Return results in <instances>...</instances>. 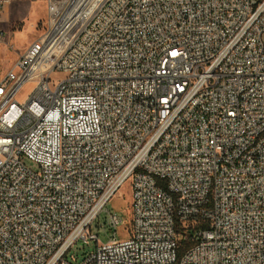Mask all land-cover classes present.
<instances>
[{
    "label": "built area",
    "instance_id": "1",
    "mask_svg": "<svg viewBox=\"0 0 264 264\" xmlns=\"http://www.w3.org/2000/svg\"><path fill=\"white\" fill-rule=\"evenodd\" d=\"M46 1L0 57V264H264V0Z\"/></svg>",
    "mask_w": 264,
    "mask_h": 264
},
{
    "label": "rangeland",
    "instance_id": "2",
    "mask_svg": "<svg viewBox=\"0 0 264 264\" xmlns=\"http://www.w3.org/2000/svg\"><path fill=\"white\" fill-rule=\"evenodd\" d=\"M47 17L46 0H12L5 12L0 16V28L5 31V45L1 50L0 57L4 66L12 67L18 60L19 56L36 40L37 37L44 34V24ZM10 45V46H9ZM65 74L55 72L52 75V81L62 80ZM35 84L27 83L22 88L18 99L24 102L28 94L33 90ZM32 168L36 166L27 161ZM107 211L118 212L124 216V223L117 229V238L126 239L132 228L131 216V183H127L121 191L116 194L107 205ZM108 212H103L97 222L93 225V232L100 234V242L106 243L112 236V230L97 231L98 223H105ZM96 249V241L90 240L84 242L79 239L73 248L67 254V261L70 264H81L83 259Z\"/></svg>",
    "mask_w": 264,
    "mask_h": 264
}]
</instances>
